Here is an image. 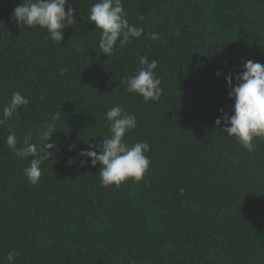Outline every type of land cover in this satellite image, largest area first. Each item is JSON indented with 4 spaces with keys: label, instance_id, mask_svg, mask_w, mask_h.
Instances as JSON below:
<instances>
[{
    "label": "trees",
    "instance_id": "trees-1",
    "mask_svg": "<svg viewBox=\"0 0 264 264\" xmlns=\"http://www.w3.org/2000/svg\"><path fill=\"white\" fill-rule=\"evenodd\" d=\"M96 2L68 0L77 24L58 46L10 20L21 0H0V113L14 91L29 101L9 121L17 146L62 112L35 185L0 127V264L13 249L15 264H264V139L247 151L214 123L232 114L225 77L264 65V0H122L144 32L108 57L87 19ZM140 56L158 61V101L126 91ZM114 106L135 115L124 140L146 141L150 165L138 183L102 187L101 165L77 153L110 134Z\"/></svg>",
    "mask_w": 264,
    "mask_h": 264
},
{
    "label": "clouds",
    "instance_id": "clouds-1",
    "mask_svg": "<svg viewBox=\"0 0 264 264\" xmlns=\"http://www.w3.org/2000/svg\"><path fill=\"white\" fill-rule=\"evenodd\" d=\"M75 12L68 0H21L14 8L10 20L19 27L23 25L46 30L48 38L59 46L63 40L64 29L77 24ZM87 19L95 25V31L100 32L98 47L101 54L107 57L112 55L117 42L124 46L133 39H139L144 32L142 27L129 23L122 0H97L91 6ZM143 19V15L138 16V20ZM150 39L155 41L159 36L152 33ZM157 65V60L140 56L137 71L126 78V91L138 94L144 102L158 101L163 89L160 87L161 80L154 72ZM217 75L220 73L217 72ZM225 80L229 89L227 95L233 100L232 114L224 113L223 109H220L221 115L214 123L218 128L223 123L222 133L234 138L243 149L251 151L254 138L264 139V65L252 60L243 61L242 71L234 77L235 85L231 74L225 77ZM28 103L26 97L19 91H14L10 102L0 113V127L8 131L5 140L7 148L21 159L31 158L23 174L28 182L35 185L41 176V165L54 156L49 150H59L52 137L57 132L56 121L60 119L62 112L57 111L49 121L40 126L35 143L31 142L32 136L29 134L18 147L16 133L9 121L14 115L18 117L20 107ZM104 119L109 122L110 134L102 137L101 144L88 143L86 149L80 150L77 153L80 158L79 165L83 167L89 164L95 167L99 163L102 187H119L130 179L140 182L150 165V160L145 155L150 146L146 141L129 146L124 140L125 134L137 127L135 115L120 106H114L106 111ZM74 148L75 146H70V150ZM75 162L76 158L70 157L67 165L71 166ZM19 255L20 253L13 249L5 258L8 264H15V258Z\"/></svg>",
    "mask_w": 264,
    "mask_h": 264
}]
</instances>
